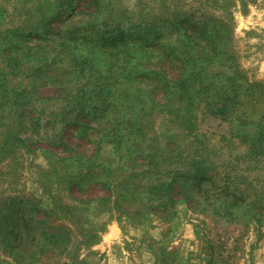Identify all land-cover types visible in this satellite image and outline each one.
<instances>
[{
    "label": "rangeland",
    "instance_id": "obj_1",
    "mask_svg": "<svg viewBox=\"0 0 264 264\" xmlns=\"http://www.w3.org/2000/svg\"><path fill=\"white\" fill-rule=\"evenodd\" d=\"M0 264H264V0H0Z\"/></svg>",
    "mask_w": 264,
    "mask_h": 264
}]
</instances>
